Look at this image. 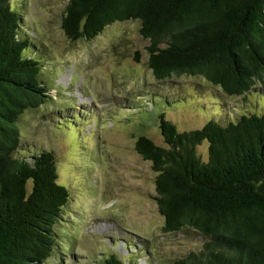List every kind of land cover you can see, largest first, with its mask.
Returning <instances> with one entry per match:
<instances>
[{"label":"trees","instance_id":"16d2710c","mask_svg":"<svg viewBox=\"0 0 264 264\" xmlns=\"http://www.w3.org/2000/svg\"><path fill=\"white\" fill-rule=\"evenodd\" d=\"M129 20L139 22L157 80L198 76L228 96L264 98V0H68L62 29L71 41L91 40ZM21 22L11 0H0V264H44L70 194L52 150L20 151L22 116L52 100ZM157 119L164 145L143 134L135 149L155 172L163 231L205 239L172 264H264V114L186 131L164 113ZM111 260L101 264H136Z\"/></svg>","mask_w":264,"mask_h":264},{"label":"rangeland","instance_id":"374dc122","mask_svg":"<svg viewBox=\"0 0 264 264\" xmlns=\"http://www.w3.org/2000/svg\"><path fill=\"white\" fill-rule=\"evenodd\" d=\"M67 2L11 0L21 12L20 31L34 41L27 54L38 59L52 95L22 116L20 151L28 157L52 150L58 183L70 194L44 264H101L112 256L172 264L199 250L205 239L189 228L163 231L155 172L136 151V138L144 134L164 145L159 113L186 131L210 119L224 124L254 111L264 114V98L255 92L228 96L198 76L157 80L135 20L112 23L91 40L71 41L62 29ZM202 144L206 148L198 151L205 158L208 144Z\"/></svg>","mask_w":264,"mask_h":264},{"label":"water","instance_id":"95a60500","mask_svg":"<svg viewBox=\"0 0 264 264\" xmlns=\"http://www.w3.org/2000/svg\"><path fill=\"white\" fill-rule=\"evenodd\" d=\"M135 54L138 56V53H135ZM136 59H138V57Z\"/></svg>","mask_w":264,"mask_h":264}]
</instances>
